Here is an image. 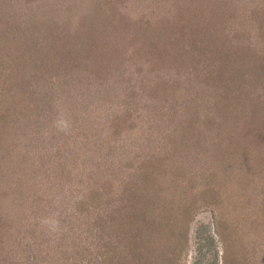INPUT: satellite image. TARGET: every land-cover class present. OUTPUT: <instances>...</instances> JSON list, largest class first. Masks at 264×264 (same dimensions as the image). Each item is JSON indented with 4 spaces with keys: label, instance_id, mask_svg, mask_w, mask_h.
Here are the masks:
<instances>
[{
    "label": "rangeland",
    "instance_id": "rangeland-1",
    "mask_svg": "<svg viewBox=\"0 0 264 264\" xmlns=\"http://www.w3.org/2000/svg\"><path fill=\"white\" fill-rule=\"evenodd\" d=\"M199 2L207 34L198 43L206 51L201 62L184 54L195 42L180 33L181 15L190 18L197 5L192 0H0V33L19 20L33 35L26 43L38 47L24 52L31 65L22 75L56 95L14 128L22 139L0 141V156L9 152L0 165V264H98L102 251H129L124 236L114 246L121 234L109 221L108 190L142 175L150 157L158 219H169L168 244L181 246L170 258L264 264V0H230L211 23L215 29L205 23L214 0ZM165 26L175 38L156 31ZM81 34H89L93 55L70 58L64 69L72 71L50 82L55 56L67 59L66 35ZM221 52L235 57L244 84L205 80ZM3 84L0 100L10 94ZM5 111L12 115L2 101ZM117 127L122 132L114 134ZM90 186L106 191L93 200ZM128 192L123 187L115 197ZM190 205L197 210L184 233L176 220ZM98 215L104 217L94 230ZM43 218L59 226H44ZM203 223L210 232L199 237Z\"/></svg>",
    "mask_w": 264,
    "mask_h": 264
},
{
    "label": "trees",
    "instance_id": "trees-1",
    "mask_svg": "<svg viewBox=\"0 0 264 264\" xmlns=\"http://www.w3.org/2000/svg\"><path fill=\"white\" fill-rule=\"evenodd\" d=\"M192 1L193 3L197 2V5H194L195 9L190 15V18L185 16L184 14L181 15L180 18L183 26L180 28V33H182L183 35H188L189 39L195 42V45L192 46L194 51L192 49L190 51L187 50L188 53L185 52L184 54L189 58L190 52H193L194 58L199 59L201 62L206 55V51H202L201 47V49L198 48V43L201 41L203 42L205 40V36H207V34L205 33L206 28L202 25L203 21L200 18L203 17L202 14L204 9L202 5H199V0ZM214 2V6L211 9L213 16L210 19H205V23L207 24V26L211 25L209 26L210 29H215L214 26L216 27L215 24L212 25L211 23L215 21V16H217V13H227L226 9L231 7L232 5L230 0H214ZM191 8L192 7H190V9ZM183 27L184 30L182 29ZM85 28L86 25H83L80 28L81 32H83ZM29 30V28H25L24 26H22L20 24V21L18 20V22H16L15 26L11 28L10 31H7L6 24V30L3 33H0V78H2L0 81H3V83H5L3 84L5 94L10 93L8 97H6L5 99L2 98L0 100V106L1 102L5 101L8 109L12 112V115L10 116L7 111H5L4 113H0V120L2 122V125L0 124V134L2 135V137H0V141L8 140L12 142V140H15L17 142L20 140V138L22 139L19 132L15 131L14 128H21V126L23 127V118H28L29 115L33 112L37 113V110H39L40 107L43 106V101L47 102L48 100H51L52 97H56V95L54 94H48V91H39V88H36L39 87L38 84H28L27 81H29L30 83L32 82V76L29 77V75H27L25 77L22 75L25 66L27 64L31 65L29 60H25V57H23L24 52L29 51L30 49H34L33 51L36 53L38 51L37 45H30L26 43L28 37L33 36L32 34L28 33ZM171 30V28L166 26L156 29L157 32L164 31L168 33L167 35L175 38L176 34ZM103 33H101V35ZM86 35L89 34H81L77 39H74L70 35H66L68 40L65 41L64 45H70L64 49V51L66 52V55L64 56L67 59L62 58L57 62L59 58L55 56L56 61L52 62V66L50 67L51 69H54L52 74L49 75V78L51 80L50 82H56L61 76L66 75L68 71H72L71 69H64L67 68V65L71 63L70 58H72V61L73 57H79L82 60L86 56H81L85 53H88V51L89 53H91V56L93 55L92 51L90 50L93 41L89 40V42H87L88 40L86 41L85 39ZM202 36H204V38H202ZM56 38L59 37L57 36ZM75 47H80V50H75ZM151 50L149 51L150 53ZM197 51L199 53H197ZM14 52H16V54H19V56L13 57ZM41 54H43L44 60L48 58L47 52L43 48L41 50ZM218 59V67H216L213 62L211 64L208 63L209 70H206L205 80H214V82L217 81L219 83V78L221 79L222 77L224 78L222 79V84L245 83L246 75L243 74L244 70H240V68L237 67V61H235V57H230L228 52H221V54L218 56ZM81 60H77L76 62L78 63ZM64 70L65 73L63 74L62 72H64ZM162 86H164V84H161L158 87ZM232 95V92L230 93L229 91V96L231 97ZM6 100L8 101V103ZM9 130L11 132H8ZM121 132L122 129L120 127H117L114 134ZM8 155L9 152L0 156V165L6 160ZM153 159V157L152 159L150 157V159L146 162L149 165L148 167H146L142 175H136V179L133 178L129 183L122 184L120 189L115 190L116 188L114 185V190H108V194L111 193L113 195L112 199H109L113 209L109 221L112 223L113 229L114 226L118 228V230H114V232L119 231L118 235L121 234L118 239L115 238L117 239V241H115L116 245L114 246L119 245L121 239L124 236L128 241L129 248H127L129 251H121L118 254L115 252H113L112 254L108 253L107 256L105 255V252L102 251L100 253L102 260L101 263L98 264H178V257L176 258V256H173L172 258H170V256L172 255V253L179 251L181 246H178L179 244H168V240L166 238V226L168 228L170 226L169 219H167V223L165 220L163 221L161 219H158L159 216L162 215V211L158 210L160 189L158 184L156 185V183L159 180L157 179V176H155L150 171L152 165L151 161ZM152 170H156L155 166H153ZM161 170L162 169L160 168V170L157 171V175H162ZM115 178L116 176L114 175L110 178H107L105 181L106 184H109L111 186ZM91 187L92 186H90V188ZM123 187H126L129 190V196L125 199V197H123L122 195L120 199L119 197L118 199H116L115 196H118L122 193ZM90 188L89 194L91 195V199L93 200L99 199L106 191H102L99 187L94 186L91 189ZM7 190L9 192L10 189L8 188ZM163 201L168 204L165 199H163ZM208 203H212V200H208ZM178 205H180V203H178ZM170 208L172 210L176 208L174 206V203L171 204ZM167 209L168 208H166L165 211ZM196 210V206H194L193 208L192 205H190V207L182 209V216L177 218L176 220V222L180 224L182 232H188L189 225ZM103 217L104 216L99 217L98 215L94 219L91 225L94 230L98 229L101 226L100 222L102 223ZM200 226L201 227L197 229V234L199 237L200 235L204 234L203 230L207 231V229L209 228V226H205L204 223ZM207 232L209 233L210 230ZM209 240L212 243L214 242V238L212 236H209ZM169 251L171 252L169 253Z\"/></svg>",
    "mask_w": 264,
    "mask_h": 264
},
{
    "label": "clouds",
    "instance_id": "clouds-1",
    "mask_svg": "<svg viewBox=\"0 0 264 264\" xmlns=\"http://www.w3.org/2000/svg\"><path fill=\"white\" fill-rule=\"evenodd\" d=\"M67 128L66 124H63L60 128L61 131H64ZM41 224L44 226H50L51 228L55 229L59 226V222L56 220H52L50 218H43L41 220Z\"/></svg>",
    "mask_w": 264,
    "mask_h": 264
}]
</instances>
